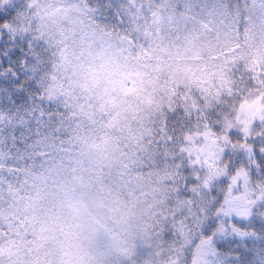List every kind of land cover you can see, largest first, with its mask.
I'll return each instance as SVG.
<instances>
[{
	"label": "snow or ice",
	"instance_id": "snow-or-ice-1",
	"mask_svg": "<svg viewBox=\"0 0 264 264\" xmlns=\"http://www.w3.org/2000/svg\"><path fill=\"white\" fill-rule=\"evenodd\" d=\"M44 9L0 0L9 174L33 136L58 139L87 118L151 186L165 264H264V19L248 0H64L52 25ZM108 50L135 71L100 97L67 86L65 62L103 69Z\"/></svg>",
	"mask_w": 264,
	"mask_h": 264
},
{
	"label": "trees",
	"instance_id": "trees-1",
	"mask_svg": "<svg viewBox=\"0 0 264 264\" xmlns=\"http://www.w3.org/2000/svg\"><path fill=\"white\" fill-rule=\"evenodd\" d=\"M41 2L47 24L64 16V0ZM248 4L259 23L260 0ZM73 65L76 58L62 72ZM94 127L85 118L58 139L43 130L14 174L0 160V264H165L151 231V186L134 170L132 154L123 156Z\"/></svg>",
	"mask_w": 264,
	"mask_h": 264
},
{
	"label": "rangeland",
	"instance_id": "rangeland-1",
	"mask_svg": "<svg viewBox=\"0 0 264 264\" xmlns=\"http://www.w3.org/2000/svg\"><path fill=\"white\" fill-rule=\"evenodd\" d=\"M77 67L79 71L74 73L72 70L75 65L69 67L66 71L62 73L68 79H74L76 76L77 79L75 83L77 85L86 84L83 86L82 90L93 89V92L100 97L101 93L105 94V89H113L117 86L116 82L120 80L122 74L125 72H131L127 63L119 58V54L113 50H108L106 54L103 55V58L99 63H103V69H100L98 66H93V60L91 57H86L81 60L76 58ZM91 62L92 66L88 68L85 65L88 62ZM127 107V105L125 106Z\"/></svg>",
	"mask_w": 264,
	"mask_h": 264
}]
</instances>
